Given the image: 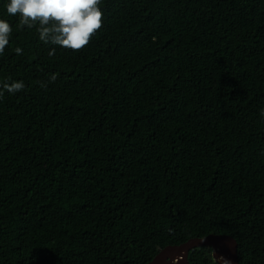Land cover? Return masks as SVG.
I'll return each instance as SVG.
<instances>
[{
  "label": "trees",
  "instance_id": "16d2710c",
  "mask_svg": "<svg viewBox=\"0 0 264 264\" xmlns=\"http://www.w3.org/2000/svg\"><path fill=\"white\" fill-rule=\"evenodd\" d=\"M7 3L0 264H148L210 234L264 264V0H102L79 52Z\"/></svg>",
  "mask_w": 264,
  "mask_h": 264
},
{
  "label": "clouds",
  "instance_id": "9594fccd",
  "mask_svg": "<svg viewBox=\"0 0 264 264\" xmlns=\"http://www.w3.org/2000/svg\"><path fill=\"white\" fill-rule=\"evenodd\" d=\"M101 3L102 0H8L6 11L9 16H18L19 28H36L43 43L79 52L90 44L92 37L103 27ZM12 31V25L0 19V55L9 45ZM15 52L21 54L22 49L16 48ZM54 54L55 48L49 52V56ZM56 78V75H51L50 82L54 83ZM40 86L47 87L43 82ZM2 88L0 97H3L4 91L10 94L21 92L25 85L19 81L5 83ZM260 115L264 116V109H261ZM220 261L228 264L222 257Z\"/></svg>",
  "mask_w": 264,
  "mask_h": 264
},
{
  "label": "water",
  "instance_id": "95a60500",
  "mask_svg": "<svg viewBox=\"0 0 264 264\" xmlns=\"http://www.w3.org/2000/svg\"><path fill=\"white\" fill-rule=\"evenodd\" d=\"M199 247L210 248L212 257L218 264H223L221 257L228 264H240L238 242L226 234H210L189 239L180 245L166 246L148 264H190V251Z\"/></svg>",
  "mask_w": 264,
  "mask_h": 264
}]
</instances>
